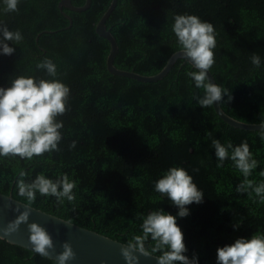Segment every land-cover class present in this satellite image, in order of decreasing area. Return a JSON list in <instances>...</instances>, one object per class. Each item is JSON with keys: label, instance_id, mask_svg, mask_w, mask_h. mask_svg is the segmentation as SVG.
<instances>
[{"label": "trees", "instance_id": "16d2710c", "mask_svg": "<svg viewBox=\"0 0 264 264\" xmlns=\"http://www.w3.org/2000/svg\"><path fill=\"white\" fill-rule=\"evenodd\" d=\"M59 0H19L18 11L6 12L0 0V25L20 30L23 40L12 55L0 52V87L18 76L59 79L70 89L60 151L32 160L0 156V191L81 226L127 243L142 235V218L164 210L177 218L189 258L218 264L217 250L238 238L264 235V202L253 192H237L243 175L229 158L222 168L214 139L238 146L247 141L258 161L249 179L264 182V140L259 129L225 122L213 106L197 98L204 90L186 75L191 63L178 57L167 73L153 81L111 73L106 67L108 40L95 25L110 0H90L72 10ZM75 5L84 0H71ZM177 14H194L215 29V63L210 69L225 94L221 107L247 122L264 119V0H117L105 19L118 44L113 63L142 74L158 72L169 55L180 49L172 31ZM71 17V22L68 16ZM261 58L256 68L250 60ZM48 57L57 77L36 64ZM75 141L74 148L69 146ZM232 149H229L231 154ZM182 167L204 192L203 201L188 205L189 215L155 191V181L170 167ZM20 170L25 182L39 174L55 180L68 174L77 186L75 203L57 204L54 196L29 203L18 194ZM139 213V218L137 217ZM155 242L145 247L151 252ZM153 254L160 255L161 252ZM0 264H55L31 249L0 237Z\"/></svg>", "mask_w": 264, "mask_h": 264}, {"label": "clouds", "instance_id": "9594fccd", "mask_svg": "<svg viewBox=\"0 0 264 264\" xmlns=\"http://www.w3.org/2000/svg\"><path fill=\"white\" fill-rule=\"evenodd\" d=\"M19 0H4L5 11H18ZM172 31L177 37L180 50L195 69L186 73L195 82V87L204 90V95L197 98V104L207 108L216 102H223L226 90L211 82L209 71L215 63L214 49L216 48L214 25L202 21L194 14H177L174 17ZM23 40L20 30H9L6 25H0V52L12 55L15 48L9 41L19 45ZM251 63L259 68L261 58L253 53ZM36 68L45 70L48 76L57 77V65L48 57L39 61ZM70 89L59 79H36L35 77L18 76L12 80L9 87H0V156L20 157L32 160L33 157L45 153L60 151L62 140L61 129L63 121L57 117L68 110L67 103ZM228 100L232 95L228 94ZM259 134L264 140V119L260 122ZM76 142L69 146L74 148ZM217 167L222 168L224 161L231 159L234 167L243 175V181L237 186V192H253L261 202H264V182L256 184L249 179L252 171L257 168L258 161L253 157L249 144L244 141L238 146L231 142L222 144L219 139L212 141ZM229 149H232L229 154ZM27 172L20 170L16 183L18 194L29 203L36 200L39 192L42 196H54L57 204L66 199L75 203L73 189L77 186L75 180H70L68 174H62L55 180L39 174L31 182H25ZM264 176V171L260 173ZM155 191L166 196L176 206L180 217L189 215L188 205L201 203L204 192L193 182V177L182 167H170L161 178L155 181ZM30 211L25 210L6 227L0 228L3 235H11L19 230L22 223L27 224L29 243L32 251L42 257L51 258L55 244L49 231L38 222L29 223ZM139 218V213H137ZM71 225V221H64ZM142 235H135L124 244L121 255L126 264H139L140 256H151V253L161 252L157 256L158 264H198V257L189 258L185 253L187 247L181 227L177 224L176 216L164 210L150 212L142 218ZM151 237L155 242L151 252L146 249L145 241ZM63 251L54 259L55 264H67L75 259L76 253L72 244L65 241ZM218 264H264V235L254 234L250 239L238 238L234 243L218 248Z\"/></svg>", "mask_w": 264, "mask_h": 264}, {"label": "water", "instance_id": "95a60500", "mask_svg": "<svg viewBox=\"0 0 264 264\" xmlns=\"http://www.w3.org/2000/svg\"><path fill=\"white\" fill-rule=\"evenodd\" d=\"M116 1L110 0L108 7L95 25L96 32L105 37L109 42V52L106 57L107 69L111 73L142 81H153L163 77L178 57L184 58L180 49L173 51L161 69L154 74H142L134 70L118 68L114 65L113 58L118 50V44L113 34L106 28L105 19L115 6ZM89 3L90 0H84L83 4L75 5L71 0H59L58 5L67 6L72 10H82L87 8ZM67 16L71 22V17L69 15ZM184 59L187 60L186 58ZM209 78L211 82L216 83L211 71H209ZM213 108L225 122L232 126L249 130L260 128V122H247L229 115L223 110L219 102L214 103ZM25 210L30 211L29 223H40L52 235L55 251L52 253L51 259H55L64 250L62 247L63 243L69 241L76 253V257L68 261L67 264H126L120 252L121 247L126 243L72 221V224L68 225L64 221L69 220L16 199L11 194L0 191V228L6 227L10 221L15 220ZM0 237L11 243L19 244L32 250L29 243L28 226L25 223H22L19 230L11 235H3L0 232ZM137 254L140 256L139 264H158L157 256L159 255L153 253H151V256Z\"/></svg>", "mask_w": 264, "mask_h": 264}]
</instances>
